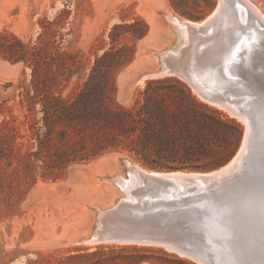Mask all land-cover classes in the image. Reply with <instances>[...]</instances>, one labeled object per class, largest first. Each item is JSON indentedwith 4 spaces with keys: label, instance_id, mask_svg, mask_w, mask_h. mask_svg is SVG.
I'll return each instance as SVG.
<instances>
[{
    "label": "rangeland",
    "instance_id": "1",
    "mask_svg": "<svg viewBox=\"0 0 264 264\" xmlns=\"http://www.w3.org/2000/svg\"><path fill=\"white\" fill-rule=\"evenodd\" d=\"M249 1L264 16V0ZM217 3L218 0H0V31H7L25 43H40L51 54L48 63L53 62L56 51L72 53L77 60V65L71 66L75 72L69 75L65 69L58 86L66 96L83 81L95 56L110 45L111 27L142 19L148 25V32L142 38L133 39L128 34L119 38V42L134 47L132 61L121 67L115 77V100L129 105L150 80L141 83L137 76L153 61L151 50L169 46L174 39L166 31L162 12L199 21L209 16ZM30 72L23 62H11L0 56V102L5 100L0 121L9 117L10 112L18 113L17 85L28 82ZM246 92L250 99L256 100L257 127L261 131H257V147L252 152L256 156L252 161L251 154L239 198L232 193L235 201L232 246L234 249V244H239L242 264H264V169L257 164L264 151L261 123L264 122V81ZM236 120L244 133L246 125ZM123 155L126 154L113 152L87 164L70 166L57 180L42 179L38 170L33 172L32 179L26 180L22 173L16 174L4 164L0 181V264H199L155 245L73 242L76 235L87 231L93 223L89 206L107 205L117 196L101 177L119 171L118 157Z\"/></svg>",
    "mask_w": 264,
    "mask_h": 264
},
{
    "label": "water",
    "instance_id": "2",
    "mask_svg": "<svg viewBox=\"0 0 264 264\" xmlns=\"http://www.w3.org/2000/svg\"><path fill=\"white\" fill-rule=\"evenodd\" d=\"M162 18L174 39L151 50L153 61L137 81L184 82L202 101L246 125L240 144L208 170H153L119 156V171L101 177L117 196L89 206L93 223L73 242L155 245L199 264H242L239 244L232 246V193L239 198L251 154L252 161L256 156L259 112L246 89L264 81V16L249 0H218L199 21L166 11ZM257 164L264 169V151Z\"/></svg>",
    "mask_w": 264,
    "mask_h": 264
},
{
    "label": "trees",
    "instance_id": "3",
    "mask_svg": "<svg viewBox=\"0 0 264 264\" xmlns=\"http://www.w3.org/2000/svg\"><path fill=\"white\" fill-rule=\"evenodd\" d=\"M147 32L142 19L115 23L110 45L64 96L60 77L65 69L69 75L75 72L74 55L56 51L48 63L51 54L40 43L0 31V56L31 69L28 82L17 85L18 113L0 121V181L4 164L26 180L36 170L42 179L57 180L70 166L113 152L156 170H208L229 159L241 141L242 125L199 100L179 79L147 80L129 105L115 100L116 72L134 56L133 45L119 38L139 39Z\"/></svg>",
    "mask_w": 264,
    "mask_h": 264
},
{
    "label": "bare ground",
    "instance_id": "4",
    "mask_svg": "<svg viewBox=\"0 0 264 264\" xmlns=\"http://www.w3.org/2000/svg\"><path fill=\"white\" fill-rule=\"evenodd\" d=\"M138 65V64H137ZM143 80H139V82H141V83H143L142 82ZM257 93V92H256ZM248 94V92H246V95ZM262 124H263V127H264V122H261ZM258 129H259V131H261V129L260 128H258L257 127V131H258ZM110 171H113V170H110ZM114 196H112V198H113ZM263 200V199H262ZM259 205V204H258ZM260 206H262V205H260ZM253 209V208H252ZM77 236V235H76ZM75 244H81V243H75ZM82 244H84V245H92V244H87V243H82Z\"/></svg>",
    "mask_w": 264,
    "mask_h": 264
}]
</instances>
